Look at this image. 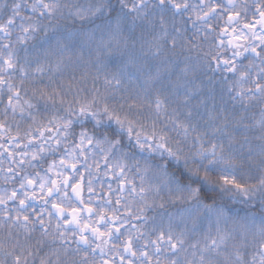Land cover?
Instances as JSON below:
<instances>
[{"label":"snow or ice","instance_id":"6c2138e0","mask_svg":"<svg viewBox=\"0 0 264 264\" xmlns=\"http://www.w3.org/2000/svg\"><path fill=\"white\" fill-rule=\"evenodd\" d=\"M0 264H264V0H0Z\"/></svg>","mask_w":264,"mask_h":264}]
</instances>
